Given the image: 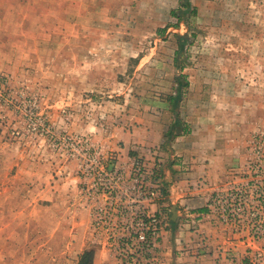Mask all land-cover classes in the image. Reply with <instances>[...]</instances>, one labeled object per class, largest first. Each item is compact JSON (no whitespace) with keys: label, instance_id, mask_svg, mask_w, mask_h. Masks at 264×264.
<instances>
[{"label":"rangeland","instance_id":"374dc122","mask_svg":"<svg viewBox=\"0 0 264 264\" xmlns=\"http://www.w3.org/2000/svg\"><path fill=\"white\" fill-rule=\"evenodd\" d=\"M179 1L0 0V264L47 258L34 216L48 197L51 233H63L58 195L88 215V145L145 155L166 191L194 170L200 185L221 168L227 182L249 176L264 141V0H192L181 21Z\"/></svg>","mask_w":264,"mask_h":264},{"label":"built area","instance_id":"2783aa9c","mask_svg":"<svg viewBox=\"0 0 264 264\" xmlns=\"http://www.w3.org/2000/svg\"><path fill=\"white\" fill-rule=\"evenodd\" d=\"M253 143L249 176L212 190L206 217L224 228L232 246L246 247V264H264V141ZM77 158L91 242L106 248L117 264H162L169 216L160 204L168 194L146 156L128 152L123 158L111 148L88 145ZM192 229L197 233L199 225ZM226 254L235 258L233 250Z\"/></svg>","mask_w":264,"mask_h":264},{"label":"crops","instance_id":"0c3cea01","mask_svg":"<svg viewBox=\"0 0 264 264\" xmlns=\"http://www.w3.org/2000/svg\"><path fill=\"white\" fill-rule=\"evenodd\" d=\"M20 164L16 162L11 166V170L16 171V180L19 179V172L22 170ZM208 171L211 172V169ZM25 172L29 171L25 169ZM197 174L196 170L190 174V180H187L189 186L172 185L171 189L167 190V200L160 204V207H165L169 216L162 234V264H246V247L242 243L232 246L233 244L224 238V228L214 224L210 217H206L209 212L207 201L211 191L232 182H227L230 176L221 168V178L218 182L208 184L202 182L200 185L194 178L198 176ZM25 180L18 181L25 182ZM58 197L62 201L61 206L64 207L62 210H57L61 211L58 221L62 223L63 233H51L50 224L46 227L47 223L56 216L53 203L49 201L50 197L47 198L48 200L45 198L47 202H43L45 204L42 205L39 215L34 216L41 219V222H34V225L38 226L39 223L43 225L40 231L46 238L43 239L45 241L34 242L35 250L47 254V258H42L39 264H68V262L69 264H117L106 248L91 242V234L89 236L90 232H88L89 215L81 208H77L76 201L72 211L65 196L58 195ZM175 205L178 213L176 220H172ZM187 210H191V216L188 215ZM196 216H199L198 220L194 219ZM187 219L189 221L186 222ZM195 223L199 225L197 233L192 229ZM55 238H59L57 246L53 243ZM227 250L235 252L234 259L226 256ZM86 253H91L90 260H85Z\"/></svg>","mask_w":264,"mask_h":264},{"label":"trees","instance_id":"16d2710c","mask_svg":"<svg viewBox=\"0 0 264 264\" xmlns=\"http://www.w3.org/2000/svg\"><path fill=\"white\" fill-rule=\"evenodd\" d=\"M197 13V8L195 7V5L193 4L192 0H180L179 1V6L178 8L174 9L172 11V15L175 16L179 21L181 20H187L190 16L195 15ZM176 38H177V43H178V49L180 52H183L185 49V45L189 40L188 34L186 33H176L175 34ZM179 52L175 58V62L178 63L179 62ZM177 82H179V78L177 79ZM181 86H184L185 84H181L179 83ZM180 86V87H181ZM179 87V88H180ZM177 88L178 93L180 94L181 89ZM180 100V96H177L176 98L171 97V102H172V106L174 108V114H175V122L172 124L169 132L173 134L174 131H176L177 129H179V120H178V116L177 113L175 111V107H177L178 103ZM86 261L90 260L91 257V253H86Z\"/></svg>","mask_w":264,"mask_h":264},{"label":"water","instance_id":"95a60500","mask_svg":"<svg viewBox=\"0 0 264 264\" xmlns=\"http://www.w3.org/2000/svg\"><path fill=\"white\" fill-rule=\"evenodd\" d=\"M177 213H178V208H177L176 205H175L174 210H173L172 220H176Z\"/></svg>","mask_w":264,"mask_h":264}]
</instances>
